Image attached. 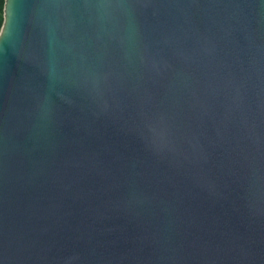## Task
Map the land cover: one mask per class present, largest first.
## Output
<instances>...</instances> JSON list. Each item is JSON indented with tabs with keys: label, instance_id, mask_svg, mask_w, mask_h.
<instances>
[{
	"label": "water",
	"instance_id": "95a60500",
	"mask_svg": "<svg viewBox=\"0 0 264 264\" xmlns=\"http://www.w3.org/2000/svg\"><path fill=\"white\" fill-rule=\"evenodd\" d=\"M0 264H264V0H3Z\"/></svg>",
	"mask_w": 264,
	"mask_h": 264
},
{
	"label": "trees",
	"instance_id": "16d2710c",
	"mask_svg": "<svg viewBox=\"0 0 264 264\" xmlns=\"http://www.w3.org/2000/svg\"><path fill=\"white\" fill-rule=\"evenodd\" d=\"M2 8H3V0H0V26L2 22Z\"/></svg>",
	"mask_w": 264,
	"mask_h": 264
}]
</instances>
